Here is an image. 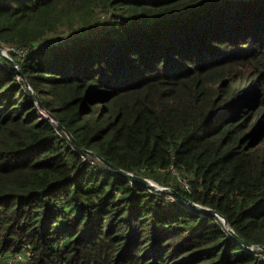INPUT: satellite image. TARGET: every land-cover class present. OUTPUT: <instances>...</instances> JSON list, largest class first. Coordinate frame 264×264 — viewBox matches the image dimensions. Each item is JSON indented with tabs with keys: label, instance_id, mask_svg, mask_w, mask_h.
Here are the masks:
<instances>
[{
	"label": "trees",
	"instance_id": "1",
	"mask_svg": "<svg viewBox=\"0 0 264 264\" xmlns=\"http://www.w3.org/2000/svg\"><path fill=\"white\" fill-rule=\"evenodd\" d=\"M0 44L1 264H264L198 207L264 247V0H0Z\"/></svg>",
	"mask_w": 264,
	"mask_h": 264
},
{
	"label": "water",
	"instance_id": "2",
	"mask_svg": "<svg viewBox=\"0 0 264 264\" xmlns=\"http://www.w3.org/2000/svg\"><path fill=\"white\" fill-rule=\"evenodd\" d=\"M5 50L3 49V46L0 44V53L6 57H8L6 54H5ZM16 67L20 70L19 66L16 64ZM25 82L27 83V87L31 90L32 93L36 94V92L34 91V89L32 88L31 84L28 82V80L25 78V76H23ZM36 97L38 98V104H39V107L44 110V107H43V103L42 101L39 99V96L36 94ZM47 115L49 116L50 120L52 123L56 124L60 129L64 130L66 132V134L68 135V137L70 138V140L79 148L81 149L83 152L85 153H88V154H92V155H95L97 157H99L105 164H107L110 168H112L113 170L115 171H118L122 174H125L127 176H129L130 178L138 181V182H141L143 184H146L148 186H152V187H155L157 186V184L149 179V178H146V177H143V176H138V175H135L131 172H128L126 170H123L115 165H113L112 163H110L109 161L105 160L103 157H101L100 155H98L97 153L93 152V151H90L88 149H86L74 136L73 134L67 130L62 124L61 122L59 121V119L51 112L45 110ZM155 183V184H154ZM179 195V194H177ZM180 196V195H179ZM184 200L188 201L191 205H196L195 203L187 200L186 198H183ZM198 207L200 209H204V210H207L209 212H212V213H215L217 215H219L223 220H224V223L225 225L227 226V228L229 229V231L234 235V237L240 241L242 244H244L245 246H247L248 248L250 249H254L256 247H262L264 248L263 246H260V245H252L250 243H248L247 241H245L243 238H241L237 233H235V231L228 225V220L221 214L219 213L218 211L214 210V209H211V208H208V207H203V206H199Z\"/></svg>",
	"mask_w": 264,
	"mask_h": 264
},
{
	"label": "rangeland",
	"instance_id": "3",
	"mask_svg": "<svg viewBox=\"0 0 264 264\" xmlns=\"http://www.w3.org/2000/svg\"><path fill=\"white\" fill-rule=\"evenodd\" d=\"M3 49L6 51L5 52V54L10 58V49L11 48H9V47H3ZM41 113H42V115L44 116V117H48V115H47V113H46V111L45 110H42L41 109ZM93 162H96V161H93ZM155 182V181H154ZM156 183V182H155ZM154 183V184H155ZM157 184V183H156ZM158 185V184H157ZM160 186V185H159ZM150 187H152V186H150ZM153 189H154V187H152ZM12 261V262H11ZM11 261H8V260H6V261H4L5 263L4 264H10V263H14V264H17L16 263V258H13ZM0 264H1V262H0Z\"/></svg>",
	"mask_w": 264,
	"mask_h": 264
},
{
	"label": "built area",
	"instance_id": "4",
	"mask_svg": "<svg viewBox=\"0 0 264 264\" xmlns=\"http://www.w3.org/2000/svg\"><path fill=\"white\" fill-rule=\"evenodd\" d=\"M85 158H86V157H85ZM154 189L157 190V191H168V190H171V189H169V188H165V187H162V186H159V185L155 186ZM171 191H172V190H171ZM18 258H21V255H18V256H17L16 261H17ZM10 261H11V260H10ZM11 262H12V261H11ZM4 263H5V262H4ZM4 263H2V264H4ZM7 264H8V263H7ZM10 264H14V263H10Z\"/></svg>",
	"mask_w": 264,
	"mask_h": 264
},
{
	"label": "bare ground",
	"instance_id": "5",
	"mask_svg": "<svg viewBox=\"0 0 264 264\" xmlns=\"http://www.w3.org/2000/svg\"><path fill=\"white\" fill-rule=\"evenodd\" d=\"M203 215V214H202Z\"/></svg>",
	"mask_w": 264,
	"mask_h": 264
}]
</instances>
